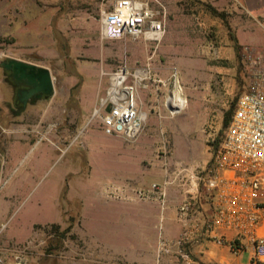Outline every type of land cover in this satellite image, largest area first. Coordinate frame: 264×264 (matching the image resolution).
Masks as SVG:
<instances>
[{"label": "rangeland", "instance_id": "1", "mask_svg": "<svg viewBox=\"0 0 264 264\" xmlns=\"http://www.w3.org/2000/svg\"><path fill=\"white\" fill-rule=\"evenodd\" d=\"M29 1L0 0V10L7 16V25L3 20L0 22V61L6 57L24 58L47 66L53 77V93L47 99L33 102L45 105L49 118L42 120V124L53 120L67 123L88 112L85 114L88 128L95 125L101 128L98 113H102L103 108H100V98L105 99L107 95L109 74L124 66L130 73L126 84L134 85V70L146 71V77L137 81V85L141 83L142 98L139 99L135 92V101L146 103L151 109L149 123L144 129L147 140L134 146L144 155L139 156V163L145 167L137 165L133 172L137 176L143 169L147 183L135 184V180H127L120 186L106 187L103 197L117 201L109 211L120 213L114 225L119 223L121 230L148 226L158 231L162 219L155 223L150 220L152 225H146L142 219L135 220L134 224L126 216L144 210L151 215L158 214L159 207L152 203H158L157 200L143 197L138 191H147L151 182L161 183L170 176L174 150L183 154L187 145L195 141L196 154L203 160L212 143L220 137L224 115L242 88V83L238 84L239 60L229 25L232 13L224 9V0L221 5L215 4L214 0H175L171 9L162 0L166 5V33L154 43L142 37L137 40L100 38V12L110 8L112 0H51L49 26L41 21L40 27L34 30L27 29L31 25L29 16L21 13L30 7ZM48 14L47 11L44 13L45 16ZM197 19L202 20L201 26ZM255 25L263 34L255 40L264 42V22L255 21ZM166 35L167 39H164ZM4 75L0 67V259L3 264H16L18 260L21 264H79L84 251L90 250L84 247L86 237L83 239L78 234L82 221L67 219L65 226L56 231H49V225L32 228L35 221L33 208L41 197L51 202L53 182L65 166L69 168L66 182L71 188L70 200L63 204L78 208L80 178L84 174L81 171L83 155H79V151L84 146L99 149L111 145L102 138L87 140L86 144L83 135L68 140V144L63 138L62 146L67 148L51 159V136L54 134L58 138L60 135L36 130L38 117L43 114L30 104L19 112H12L11 89ZM175 83L181 87L185 104L178 113L171 115L166 97ZM90 103H96L94 110L89 109ZM200 107L206 112L205 119ZM158 118L161 122L157 124ZM170 128H174L175 133ZM189 133L196 136L194 141L186 140ZM111 136L122 138L121 150L127 144L133 145L134 140L128 141L115 134ZM123 156L126 155L121 153L120 157ZM158 169L164 173L162 179L156 176ZM46 213L50 215V212ZM106 223L111 227L110 221ZM88 226L94 229L97 225L95 221H89ZM88 239V244H94V236H87ZM126 251L118 256L119 264H134ZM160 252L158 248L149 251L147 261L141 264H165L158 257ZM154 254L157 257L152 261L150 258ZM111 255L105 253L104 261L108 262ZM246 258L247 253H242V264ZM169 264L186 263L177 251Z\"/></svg>", "mask_w": 264, "mask_h": 264}, {"label": "crops", "instance_id": "2", "mask_svg": "<svg viewBox=\"0 0 264 264\" xmlns=\"http://www.w3.org/2000/svg\"><path fill=\"white\" fill-rule=\"evenodd\" d=\"M40 1H42V3H39ZM164 1L168 4V8L171 9L173 7L172 2L175 0ZM214 1L216 2L215 4H220L222 2L221 0ZM28 4H30V14L28 6H26L28 9H23L21 11V13L29 16L27 19L30 21L31 25L27 26V29H38L41 21L46 22L49 26L51 21V0H31ZM223 7L226 11L232 13L229 25L231 26L233 36L238 44L249 43L264 45V42H257L255 40L262 38L263 35L259 32V29H257L255 21L259 24L264 22V0H224ZM46 11L49 13L47 16L44 15ZM1 20L7 25L6 13L2 12V10H0V22ZM196 22L199 26L203 24L200 19H197ZM22 27L26 29V27ZM164 39H167V35ZM21 60L25 59L23 58ZM42 66L47 67L46 65ZM139 80L142 79L135 78L134 83L136 86V95L141 99L142 92L139 87L141 83L137 85V81ZM28 104L33 106V109L36 108L38 112L43 114L38 117L39 127L36 129L37 131L43 133H49L51 131V133H58L60 135L58 137L59 139L54 134L51 136V159L53 156L60 155V152L65 151L67 148L62 146L64 145L63 138L67 140L66 142L68 144L74 137L77 139V137L83 135L82 139L85 140L86 144L87 140L93 141L102 138L108 145H111V147H101L99 149L95 148V146H84L79 151L78 154L83 155L82 161L84 167L81 171L84 172V174L80 178V186L78 185L80 187V192L77 197L79 202L78 208L72 209L63 204V201L70 200L68 196L70 195L71 188L66 182V175L69 171V168L66 166L58 171L57 179L53 182L51 202H47L45 197H41L40 201L36 202V207L33 208L35 221L32 223V228L34 225L44 226L53 223L58 225L59 229H62L67 219H78L82 221V226L78 234L83 237V239L86 237L85 241H87V244H84V247L90 248V250L86 249L84 251L81 255L83 257H80L79 264H119L118 256L121 252H125V250H127L128 259L133 260L134 264H141L143 261H147V253L149 251H156L157 248L161 251L158 257L165 261V264L172 262L174 252L177 251L186 264H242L240 259L242 253L246 252L247 258L243 264H249V249L234 255L225 244H217L210 239L209 236L201 235L194 229H190L189 237L183 239L180 246L177 245V239L184 228L181 221L177 218V207L189 193L194 194L198 190L200 192L202 191V184L197 180L192 182L189 178H185L183 182L175 181L174 183L167 184V196L164 209H160L158 203L152 202L159 207L158 214L152 213L151 215L145 210L137 214H127L126 217H128V220H132L134 224L135 220L142 219L145 221L146 225H152L150 220H153L155 223L157 219H162L161 228L158 231L148 226L140 229L133 227L129 230H121L119 228V223L115 222L116 226L114 225V220H119L120 213L118 211H109V209H113L112 207L117 201L103 197L104 189L106 187L120 186L127 180H135L133 181L135 184L141 182L145 184L148 180L145 176L146 174L143 173V169L141 170V172H143H140L137 176L133 172L135 166L138 165L140 167L141 165L139 163V156H144L140 154V152H137L134 146L139 142L147 140L144 129L149 123L151 109L146 103H136L137 108L145 112L142 130L134 139L133 145L127 144V147H122V150L121 144L123 145V141L121 137L106 135L103 133L102 129L96 125L88 128V118L85 116L88 112L72 118L71 121L67 123L53 120L42 124V120H47L49 118L47 110H44V103ZM95 106L96 103H90L89 109L94 110ZM47 107L51 108V105ZM200 112L203 119H205L206 114H204L205 111L201 109V107ZM156 122L158 124V122L161 121L158 118ZM170 129L175 133L174 128ZM185 137L186 140L189 141L190 139L194 141L196 138V136L191 133ZM196 146L195 141L194 144H188L183 154H178V152L174 150L171 165L173 170H171H178L183 166L187 169V175L189 172H192V170L201 174L209 162L211 150L205 155L203 160H199L196 154ZM121 153L126 156L121 158ZM143 165L142 163L141 166ZM143 167H145V165ZM162 174L164 173H162L160 169L156 171V176L160 179H162ZM136 203L138 202H135V204ZM46 212H50V215H47ZM89 221H95L97 226H95L94 229L90 228L88 226ZM108 221H110L111 227H108L109 224L106 223ZM87 236L95 237L92 241L94 244H88L89 239L87 240ZM229 236L228 233L225 234L226 238ZM108 252L112 254L111 259L105 262L104 256L105 253ZM156 257L157 256L154 254L150 259L155 261Z\"/></svg>", "mask_w": 264, "mask_h": 264}, {"label": "built area", "instance_id": "3", "mask_svg": "<svg viewBox=\"0 0 264 264\" xmlns=\"http://www.w3.org/2000/svg\"><path fill=\"white\" fill-rule=\"evenodd\" d=\"M165 33L166 5L162 0H112L110 8L100 12L101 39L142 37L155 43ZM238 60L242 88L227 126L212 143L202 173L192 170L187 175L186 167L181 166L163 182H152L147 191L139 190L138 194L157 200L164 209L167 184L185 178L201 182L202 191L189 193L177 207V218L184 227L177 245L194 229L217 244H225L234 255L249 249V264H264V45L240 44ZM129 75L111 89L99 117L105 134L133 141L143 119L132 105L129 91L134 85L126 84ZM122 86L126 90L121 91ZM226 233L230 235L227 238Z\"/></svg>", "mask_w": 264, "mask_h": 264}, {"label": "water", "instance_id": "4", "mask_svg": "<svg viewBox=\"0 0 264 264\" xmlns=\"http://www.w3.org/2000/svg\"><path fill=\"white\" fill-rule=\"evenodd\" d=\"M0 67L10 70V75L16 84H24L28 87L23 89L24 94L20 98L21 106L18 105L17 112L25 107L24 98L32 95L33 98L30 103H33L34 100L47 99L52 95L53 77L47 67L13 57H6L1 60ZM105 110L108 111L109 106Z\"/></svg>", "mask_w": 264, "mask_h": 264}, {"label": "bare ground", "instance_id": "5", "mask_svg": "<svg viewBox=\"0 0 264 264\" xmlns=\"http://www.w3.org/2000/svg\"><path fill=\"white\" fill-rule=\"evenodd\" d=\"M129 74V71L128 70H125V69H117V71L114 73H111L110 74V85L108 87V90H107V95L104 98H100V105L102 106L103 103L105 102V100L108 98L107 96L111 93V89H113V87L115 86H118L120 85L121 83H123V80L124 78ZM133 76L136 78V79H142L144 77H146V71L144 70H139V69H136L134 71V73H132ZM176 79V78H174ZM176 81V80H175ZM174 88L172 90V92L166 97V105L169 109V112L172 114H175V113H178L181 108L184 106L185 104V96L183 95V92L181 90V87L179 84L175 83V85H173ZM126 90L125 86H122V90L121 91H124ZM132 95V105L134 108L137 109V112H138V116L141 118V119H145V114L140 111L138 108H137V105H136V95H135V92H136V86H135V83H134V86H133V90H130L129 91ZM124 94V92H123ZM100 106V108H101ZM98 108L95 109V112L98 113ZM98 116H100V112L98 113Z\"/></svg>", "mask_w": 264, "mask_h": 264}, {"label": "flooded vegetation", "instance_id": "6", "mask_svg": "<svg viewBox=\"0 0 264 264\" xmlns=\"http://www.w3.org/2000/svg\"><path fill=\"white\" fill-rule=\"evenodd\" d=\"M2 70L4 71V78H5V82L10 86L11 89V102L13 107L12 108V112H17V107L18 105L21 106V96L24 94V90L23 89H27L28 87L24 84H16L15 81L13 80V77L10 75V70L9 69H5L2 68ZM33 98V96H29L27 98H24L25 101V105L30 103L31 99ZM42 99V98H40ZM39 100V99H37ZM37 100H34L37 101ZM9 105V103H7Z\"/></svg>", "mask_w": 264, "mask_h": 264}, {"label": "trees", "instance_id": "7", "mask_svg": "<svg viewBox=\"0 0 264 264\" xmlns=\"http://www.w3.org/2000/svg\"><path fill=\"white\" fill-rule=\"evenodd\" d=\"M212 11H214L213 9H212ZM219 15H222V13H218ZM232 39H233V45H234V48H235V53H236V56H237V58H238V51H239V48H240V44H238L237 42H236V39L234 38V36H232L231 37ZM239 78H238V84H243V76H242V67L240 66V64H239ZM240 93V91L238 92V94ZM238 96V95H237ZM236 96V97H237ZM236 99V98H235ZM235 99H234V101L232 102V106H231V108H230V110L229 111H227L226 113H225V115H224V121H223V127L225 128L226 126H227V124H228V122H229V119H230V115H231V113H232V110H233V106H234V102H235ZM218 139H216L215 141H217ZM214 141V142H215ZM49 231H51V229L54 231H56L57 229H58V225H56V224H49Z\"/></svg>", "mask_w": 264, "mask_h": 264}]
</instances>
